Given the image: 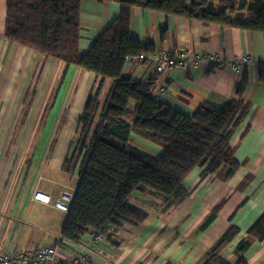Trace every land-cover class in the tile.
Wrapping results in <instances>:
<instances>
[{"label":"crops","instance_id":"crops-1","mask_svg":"<svg viewBox=\"0 0 264 264\" xmlns=\"http://www.w3.org/2000/svg\"><path fill=\"white\" fill-rule=\"evenodd\" d=\"M6 2L0 0V60L9 61L12 55L16 69L34 59H38L39 65L41 57L37 53L6 40ZM119 10L117 2L81 0V53H85L116 19ZM130 34L141 45H152L155 51L163 49L178 54L184 49L217 57L223 62L249 56L251 64L239 73L207 63L190 65L185 72L163 74H155L150 64L143 67L128 64L122 72L124 77L140 82L154 77L157 87L165 86L161 103L188 117L204 104L221 107L238 99L248 105V110L232 133L238 169L231 177L225 180L221 170L204 176V167L193 169L182 182L188 196L164 215L159 202L150 204L148 197L133 194L131 204L147 213L146 220L138 228L125 226L114 233L111 245L99 249L98 254L111 264H197L230 227H235L238 235L220 253L223 260L232 262L236 259V246L264 212V33L165 17L137 6L131 9ZM44 68L45 89L35 102L47 106V117L52 120L40 128L35 127L32 133L39 138L28 145L35 153L25 163L24 182L20 172L23 167L19 168L18 159L14 161L9 179L0 178V251L13 244L18 248L52 244L54 237L60 235L66 213L33 202V190L38 188L55 201L63 192L74 194L78 184L77 175L67 174L61 167L84 104L97 80L93 74L77 67L66 69L63 63L52 58L45 60ZM111 87V81L103 84L102 101ZM2 99L3 96L0 112L4 107ZM152 148L156 153L147 152L154 156L162 152ZM37 174L42 176L37 178ZM40 180L52 185L42 184ZM69 180L74 185L66 183ZM72 253L69 248L63 249L59 258L66 259ZM244 256L248 264H264V242L255 241Z\"/></svg>","mask_w":264,"mask_h":264},{"label":"trees","instance_id":"trees-1","mask_svg":"<svg viewBox=\"0 0 264 264\" xmlns=\"http://www.w3.org/2000/svg\"><path fill=\"white\" fill-rule=\"evenodd\" d=\"M93 1L117 2L120 10L85 53L79 50L81 0L6 2L5 38L37 53L38 70L52 58L97 80L61 167L78 177L61 227L62 250L81 243L90 230L112 229L107 235L111 245L113 234L125 226L138 228L147 213L131 204L133 194L148 197L150 204L159 202L164 215L188 196L182 182L193 169L204 167V176L221 170L225 180L238 169L231 137L248 110L242 99L221 107L204 104L188 117L153 97L154 77L140 82L122 75L127 58L155 52L152 45L143 46L131 36V9L140 6L165 17L264 33V0H219L223 10H215L212 0ZM106 81L112 87L102 101ZM43 113L48 115L47 106L39 119ZM133 135L164 150L154 156L134 146ZM238 233L230 227L197 264H248L245 253L255 241L264 242V212L236 246V259L223 260L221 251Z\"/></svg>","mask_w":264,"mask_h":264},{"label":"rangeland","instance_id":"rangeland-1","mask_svg":"<svg viewBox=\"0 0 264 264\" xmlns=\"http://www.w3.org/2000/svg\"><path fill=\"white\" fill-rule=\"evenodd\" d=\"M215 10H223L220 6L219 0H212ZM4 53V51H3ZM3 57V56H2ZM38 59L32 62L22 63L21 69H16L13 64V56L11 55L9 61L0 60V97L3 96V103L1 106L2 113L0 112V178L5 180L9 179L13 164L15 160H19V168L21 172V179L24 182V173L26 171L25 163L31 160L32 153H35L28 145L32 142H37L38 134L32 135L35 127L42 126V119L45 116V123L51 122L52 118H48L46 113H41L44 110L42 102H35L37 96L41 95L44 90L45 81V63L43 67L38 70ZM49 78V77H48ZM48 79H46L47 82ZM51 78L49 80V83ZM49 84L46 85L48 92ZM32 113V117H30ZM46 114V115H45ZM34 137V139H32ZM43 137V136H42ZM33 140V141H32ZM140 140V142L138 141ZM42 141V139L40 140ZM53 141V140H52ZM132 144L149 151H153L152 147L164 150L162 145L143 140L137 136H132ZM21 146V147H20ZM28 149V150H27ZM44 159V158H43ZM42 159L40 160V162ZM31 163V162H30ZM37 166V164H36ZM40 168V165H39ZM17 171V170H16ZM23 176V177H22ZM42 176L37 174L36 177ZM14 177H12L9 186L13 184ZM42 184L52 185L49 181L40 180ZM66 183L74 185L73 181L69 180Z\"/></svg>","mask_w":264,"mask_h":264},{"label":"built area","instance_id":"built-area-1","mask_svg":"<svg viewBox=\"0 0 264 264\" xmlns=\"http://www.w3.org/2000/svg\"><path fill=\"white\" fill-rule=\"evenodd\" d=\"M201 63L213 64L233 73H239L246 65L251 64L249 56H237L230 62H223L217 57L204 54L189 53L180 50L178 54L160 49L154 53H139L126 59V65L137 64L141 67L152 65L155 74L165 72H185L190 65ZM165 93V86H156L153 97L161 101V94ZM73 199V192H63L58 200L36 188L32 193V201L44 206H52L55 210L67 213L68 206ZM108 230H90L81 243L70 245L73 250L70 257L60 259V244L63 240L60 235L55 236L53 243L44 247L18 248L15 244L0 251V264H111L108 260L99 256V249H104L108 244Z\"/></svg>","mask_w":264,"mask_h":264}]
</instances>
